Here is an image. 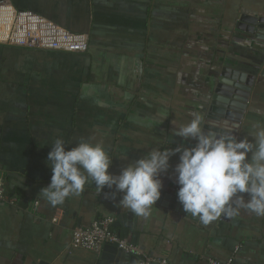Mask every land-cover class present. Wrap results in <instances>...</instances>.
<instances>
[{
	"label": "crops",
	"instance_id": "0c3cea01",
	"mask_svg": "<svg viewBox=\"0 0 264 264\" xmlns=\"http://www.w3.org/2000/svg\"><path fill=\"white\" fill-rule=\"evenodd\" d=\"M8 1L89 42L85 53L0 45V180L19 198L0 200V264H96L100 251L72 246V230L103 217L168 264H264V217L248 211L204 226L157 202L138 217L119 205L114 187L87 183L56 206L38 195L50 182L47 154L58 136L67 147L102 142L112 174L154 147L174 148L170 129L194 111L206 122L224 67L246 74L250 86L230 129L243 138L264 120V39L245 28L246 18H264V0ZM178 159L160 177L161 194L176 186Z\"/></svg>",
	"mask_w": 264,
	"mask_h": 264
},
{
	"label": "clouds",
	"instance_id": "9594fccd",
	"mask_svg": "<svg viewBox=\"0 0 264 264\" xmlns=\"http://www.w3.org/2000/svg\"><path fill=\"white\" fill-rule=\"evenodd\" d=\"M202 122V114L194 111L191 119L173 132L193 139L191 147H154L118 174L108 171L112 157L102 142L81 139L67 147L58 136L47 154L50 182L38 195L56 206L79 195L87 183L94 184L99 192L114 187L122 194L121 207L147 217L160 198V177L168 172L170 157L179 154L173 173L179 186L177 199L188 215L204 224L221 216L234 219L241 210L264 217V120L253 122L243 138L232 129L206 132Z\"/></svg>",
	"mask_w": 264,
	"mask_h": 264
},
{
	"label": "built area",
	"instance_id": "2783aa9c",
	"mask_svg": "<svg viewBox=\"0 0 264 264\" xmlns=\"http://www.w3.org/2000/svg\"><path fill=\"white\" fill-rule=\"evenodd\" d=\"M88 35L73 32L30 10L14 7L8 0H0V45L59 51L66 53H85L88 50ZM0 200L8 205H17L19 198L8 193L0 180ZM113 217H103L87 226L72 230L71 245L99 252L103 245H114L119 250L138 257L136 264H168L166 259L156 260L126 237L119 235L112 227ZM209 264H221L210 260Z\"/></svg>",
	"mask_w": 264,
	"mask_h": 264
},
{
	"label": "water",
	"instance_id": "95a60500",
	"mask_svg": "<svg viewBox=\"0 0 264 264\" xmlns=\"http://www.w3.org/2000/svg\"><path fill=\"white\" fill-rule=\"evenodd\" d=\"M247 26L246 31L256 34V37L264 39V18H246ZM247 75L236 69H231L224 67L220 73L217 84L215 85L211 105L206 116V122L202 124V127L206 132H221L226 129H230L231 123H238L246 107L247 99L249 96L250 86L246 83ZM233 130V129H232ZM175 129H170V134L168 141L173 144H182L187 147H191L195 141L191 138L184 139L180 136L175 135L173 132ZM178 185L172 187L169 192L161 194L160 198L156 201L163 207H166L174 212H177L181 216L189 218L194 222H198L201 225L208 226L215 223L217 220H226L223 216L219 219L212 221L208 224L202 223L198 218L188 215L182 208V205L177 199ZM247 198V194H245ZM163 198V199H162ZM119 219V218H118ZM119 224L114 223L112 227H118ZM116 231V230H115ZM119 235L123 236V233L119 230L117 231ZM106 244L100 249L99 256L97 258L96 264H121L124 256L127 257L129 261L127 264H136L138 257L125 253L121 251L119 257H113V255H107ZM114 246V245H112ZM116 248V246H114ZM118 249V248H117ZM113 250L115 254L118 251ZM119 250V249H118ZM121 255V256H120ZM158 264V263H151Z\"/></svg>",
	"mask_w": 264,
	"mask_h": 264
},
{
	"label": "trees",
	"instance_id": "16d2710c",
	"mask_svg": "<svg viewBox=\"0 0 264 264\" xmlns=\"http://www.w3.org/2000/svg\"><path fill=\"white\" fill-rule=\"evenodd\" d=\"M6 191H7L8 193H12V192H10V190H9V188H8V187L6 188Z\"/></svg>",
	"mask_w": 264,
	"mask_h": 264
}]
</instances>
